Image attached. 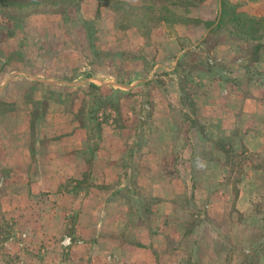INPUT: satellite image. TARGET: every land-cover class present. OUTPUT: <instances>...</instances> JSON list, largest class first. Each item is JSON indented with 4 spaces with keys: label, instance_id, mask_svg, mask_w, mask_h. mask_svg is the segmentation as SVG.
I'll use <instances>...</instances> for the list:
<instances>
[{
    "label": "crops",
    "instance_id": "0c3cea01",
    "mask_svg": "<svg viewBox=\"0 0 264 264\" xmlns=\"http://www.w3.org/2000/svg\"><path fill=\"white\" fill-rule=\"evenodd\" d=\"M119 1L134 6L144 4V0ZM195 1V5L187 6L188 10L181 13L196 22L175 24L176 34L172 35L166 33L164 23L151 29L144 48L156 55L152 73L168 72L176 67L177 59L186 49L206 35L208 28L204 22H215L218 18L220 0ZM227 1L237 4V10L246 14L264 15V0ZM82 3L90 12L98 6L97 0ZM205 8L210 10L207 12ZM183 39L190 46L180 43ZM257 42L258 57L246 64L232 59L236 51L234 39L219 41L208 52L219 64L206 72H210L209 76L197 70L199 75L193 82L198 83L195 96L200 101V111L220 118L226 123V131L236 133V145L242 143L249 151L264 149V37ZM24 63L0 62V99L13 102L10 111L0 113V213L4 218L9 215L12 220L21 213L26 227L36 228L38 233L33 231L34 236L26 233L27 240L23 244L30 243L29 240L33 245L42 243L46 260H60L62 248L70 243L68 257L73 264H109L110 253L123 263L182 264L189 256L188 244L210 243V247L211 244L216 247L212 254L214 259L204 256L193 264H250L252 256L258 259L257 264H264V165L240 173L234 187H199L198 199L206 197V201L189 210L186 205L174 202L177 194L167 180L171 177L168 172L158 176L166 181L159 194L156 188L144 185L138 175V189L153 202L138 208L139 218L137 214L134 218V214L129 213L127 197L125 206L114 198L107 199L108 194L102 188V185L115 184L125 175L118 161V151L110 153L104 148L110 137L118 139L119 150L128 146L129 129L101 127L96 154L86 158L82 151L87 146V133L73 119L71 111L74 110L48 109L39 118H32L31 107L24 103L23 95L5 91L6 83H11L13 89L19 79L42 80L29 73L20 76L21 72L14 71V66L21 70ZM152 76L157 75L150 73ZM83 77L93 85H99L102 79L91 72ZM223 161L218 158L206 162L208 167H214L210 180H220L226 175L228 166ZM149 162L141 157L137 173L154 175ZM182 190L185 192L186 188L182 186ZM154 196L162 199L156 200ZM3 197L5 202H2ZM68 210L76 212L69 226L65 220ZM184 212L189 213L190 220L183 217ZM110 213H113L111 217ZM54 226L57 228H51ZM64 230L73 233L60 239ZM75 235L76 239L72 237ZM173 240L187 247L181 244V252L173 251L167 247ZM10 243V238L5 241L13 247ZM163 243L165 250H161Z\"/></svg>",
    "mask_w": 264,
    "mask_h": 264
},
{
    "label": "rangeland",
    "instance_id": "374dc122",
    "mask_svg": "<svg viewBox=\"0 0 264 264\" xmlns=\"http://www.w3.org/2000/svg\"><path fill=\"white\" fill-rule=\"evenodd\" d=\"M82 1L0 0V62H25L24 68L20 70L19 66H14V71L21 72L20 76L29 73L42 78L41 81L19 79L13 89L11 83L4 86L5 91L23 95L22 100L31 107L32 118H39L48 109L74 110L71 111L73 119L87 133V146L82 151L86 158L96 154L101 127L129 129L128 146L119 150L118 139L110 137L104 148L110 153L118 151V161L125 172L123 179L115 184L102 185L107 199L114 198L126 206L124 200L127 197L129 213L134 214V218L137 214L138 219V208L153 201L138 189L136 177L139 175L144 185L156 188L159 194L166 181L158 176L168 172L171 177L167 180L177 194L174 202L186 205L189 210L206 201V197L198 199L199 187H234L240 173L264 165V149L249 151L242 143L236 145V133L226 131V123L200 111V101L195 96L198 83H193L199 75L197 70L209 76L210 72H206L219 64L208 54L216 43L234 39L236 51L232 59L251 64L258 57L257 40L241 35L233 28L232 21L226 20L229 17L226 14L219 24L217 19L206 21L210 26L197 44L190 46L184 39L180 42L190 47L177 59L176 67L168 72L152 73L156 55L151 49L144 48L151 29L164 23L166 33L172 35L176 32L175 24L196 22L181 13L196 1L144 0V4L135 6L127 3L134 7L129 8L123 1L97 0L98 6L91 12L83 7ZM225 8L227 12L232 10ZM106 10L112 11V15ZM89 72L102 78L99 85L87 83L83 75ZM150 73L157 76L150 77ZM12 108V101L0 99V113ZM141 157L150 161L154 171L151 177L137 173ZM218 158L224 160L228 172L220 180H210L214 167H208L206 162ZM198 160L205 163L203 169L197 167ZM182 186L186 188L185 192ZM5 201L3 197L2 202ZM75 215V210L65 212L68 226ZM112 215L110 213V217ZM188 215L184 212L183 217L190 220ZM6 216L8 218L0 213V264H73L68 257L70 243L62 248L60 260H46V248L42 243L33 245L29 240L30 243L23 244L27 240L26 233L34 236L36 234L32 233L37 231L36 228L26 227L21 213H17L14 220ZM71 233L73 231L64 230L60 239ZM72 237L76 239V235ZM9 238L13 247L5 244ZM181 244L173 240L167 247L181 252ZM195 245L188 244L189 256L182 264H193L204 256L214 259L212 254L216 247L212 244L211 247L210 243ZM165 249L163 243L161 250ZM112 254L109 264L133 263H123ZM257 260L252 256L249 263L257 264Z\"/></svg>",
    "mask_w": 264,
    "mask_h": 264
},
{
    "label": "trees",
    "instance_id": "16d2710c",
    "mask_svg": "<svg viewBox=\"0 0 264 264\" xmlns=\"http://www.w3.org/2000/svg\"><path fill=\"white\" fill-rule=\"evenodd\" d=\"M122 3L129 8H134L125 2ZM225 7L232 8V10L227 12ZM226 14L229 16L228 18L226 17V20L232 21L233 28L237 29L241 35H246L247 39L259 40L264 37V15L254 16L246 14L237 10V4H232L227 0H220V11L216 23L219 24ZM204 24L207 28L210 26L206 21ZM237 37L239 38L240 36ZM256 46H259V44H256Z\"/></svg>",
    "mask_w": 264,
    "mask_h": 264
},
{
    "label": "clouds",
    "instance_id": "9594fccd",
    "mask_svg": "<svg viewBox=\"0 0 264 264\" xmlns=\"http://www.w3.org/2000/svg\"><path fill=\"white\" fill-rule=\"evenodd\" d=\"M197 167H198L199 169H203V168L205 167V163H204L203 161H199V160H198V162H197Z\"/></svg>",
    "mask_w": 264,
    "mask_h": 264
}]
</instances>
